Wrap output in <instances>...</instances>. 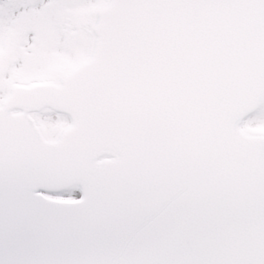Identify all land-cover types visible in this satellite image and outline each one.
I'll use <instances>...</instances> for the list:
<instances>
[{
	"label": "snow or ice",
	"instance_id": "6c2138e0",
	"mask_svg": "<svg viewBox=\"0 0 264 264\" xmlns=\"http://www.w3.org/2000/svg\"><path fill=\"white\" fill-rule=\"evenodd\" d=\"M0 264H264V0H0Z\"/></svg>",
	"mask_w": 264,
	"mask_h": 264
}]
</instances>
